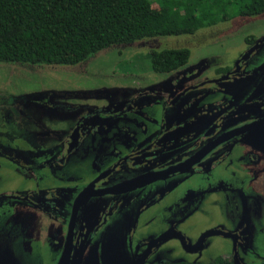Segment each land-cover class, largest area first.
<instances>
[{
  "label": "flooded vegetation",
  "instance_id": "flooded-vegetation-1",
  "mask_svg": "<svg viewBox=\"0 0 264 264\" xmlns=\"http://www.w3.org/2000/svg\"><path fill=\"white\" fill-rule=\"evenodd\" d=\"M219 22L232 52L0 91V264H264V10Z\"/></svg>",
  "mask_w": 264,
  "mask_h": 264
},
{
  "label": "trees",
  "instance_id": "trees-1",
  "mask_svg": "<svg viewBox=\"0 0 264 264\" xmlns=\"http://www.w3.org/2000/svg\"><path fill=\"white\" fill-rule=\"evenodd\" d=\"M262 10L264 0H0V62L77 64L115 44L193 33ZM149 52L156 70L191 55L189 47Z\"/></svg>",
  "mask_w": 264,
  "mask_h": 264
},
{
  "label": "rangeland",
  "instance_id": "rangeland-1",
  "mask_svg": "<svg viewBox=\"0 0 264 264\" xmlns=\"http://www.w3.org/2000/svg\"><path fill=\"white\" fill-rule=\"evenodd\" d=\"M225 22H218L210 27H201L194 34H172L160 35L145 38H157L154 41L156 46L178 47L187 46V40L194 43L191 48V57L202 54H216V52H232L235 48L230 43L241 42L240 36H224L223 44L214 41L208 29H220L225 26ZM204 32V33H203ZM205 34V35H204ZM204 38H202V37ZM157 42H161L159 45ZM145 46V47H144ZM101 53L93 57L89 65L84 61L77 64H12L0 62V91L4 95L12 96L17 93L30 95L42 89H65L81 88L92 89L93 87H104L105 84L120 82L119 78L111 76L112 67L116 65L118 69H149L151 67L150 47L146 45H117L100 50ZM122 56L126 58L121 59ZM118 62V63H117ZM117 63V64H116ZM85 64V65H84ZM101 66L98 70H94ZM87 67V71L85 68ZM131 79L128 77L126 81ZM105 88V87H104ZM3 95V96H4ZM2 97V95H0Z\"/></svg>",
  "mask_w": 264,
  "mask_h": 264
}]
</instances>
